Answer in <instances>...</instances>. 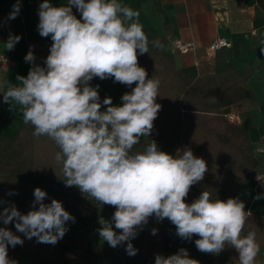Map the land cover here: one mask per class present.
Here are the masks:
<instances>
[{"label":"clouds","instance_id":"clouds-1","mask_svg":"<svg viewBox=\"0 0 264 264\" xmlns=\"http://www.w3.org/2000/svg\"><path fill=\"white\" fill-rule=\"evenodd\" d=\"M73 6L81 13L80 19L73 14ZM19 11L18 0L9 19ZM38 17L40 36L52 40L45 66L34 64L30 50L25 61L33 67L26 77L17 76L19 84L7 85L3 100L19 106L23 122L32 126L34 136L47 137L58 147L55 161L66 186H75L98 204L116 209L111 221H102L99 236L111 247L127 242L126 252L134 256L138 250L131 240L137 229L150 217L167 218L179 237H199L195 240L199 251L218 255L227 245L237 251V264H256L260 252L256 233L242 234L251 215L244 202L238 197L213 199L209 191H203L186 203L191 187L207 171L203 158L190 148L174 156L160 150L155 141L134 151L141 137L152 132L161 109L156 102L160 81L147 78L138 62L139 55L148 53L150 43L140 12L121 0H68L58 7L44 0ZM19 40L10 34L4 47L11 51ZM151 43L163 48L159 41ZM96 77L135 87L123 94L121 106H113L110 97L101 103L99 85L89 84ZM102 104L106 110L101 111ZM46 196L36 188L32 210L21 214L9 204L0 212V220L4 225L14 222L27 239L57 243L67 231L65 222H74V217L56 199L45 204ZM262 198L264 194L254 199ZM156 232L152 230L153 235ZM23 242L7 227H0V264H16L9 259L8 248ZM155 264L199 262L182 248L168 257L156 255Z\"/></svg>","mask_w":264,"mask_h":264},{"label":"trees","instance_id":"trees-1","mask_svg":"<svg viewBox=\"0 0 264 264\" xmlns=\"http://www.w3.org/2000/svg\"><path fill=\"white\" fill-rule=\"evenodd\" d=\"M257 2L264 10V0ZM144 31L150 42L149 51L138 56L139 66L145 68L147 78L160 81L156 102L161 105V109L154 120V138L162 151L171 153L190 148L207 165L203 180L191 187L186 203H192L203 191H209L213 199L237 198L252 170L248 164L245 165L244 159L247 155L243 154L241 141L237 140L245 131L228 125L222 109L239 103L252 94L247 81L254 73L253 65L244 62L243 67L237 69L233 51L222 50L213 61L201 62L198 68H177L174 57L168 50L167 40L158 38L151 30ZM154 40L159 41L163 48L153 47L151 42ZM34 56V64L44 67L46 57L41 54ZM154 70L159 72L158 77H154ZM33 131L31 125L23 124L21 132L13 138L0 135V212L9 204H14L21 214H27L32 210L36 188H60L69 194L73 190L74 186L61 184L64 182L63 173L61 166L55 161L58 147L47 137L34 136ZM234 143L236 165L228 164L229 157L230 160L232 157V152L230 156L228 154V148ZM145 145V141L140 139L134 151L142 150ZM256 164L255 159L251 165ZM212 187L216 192L213 193ZM71 195L62 196L66 209H71L79 201L76 195ZM84 195L96 207L97 215H101L99 209L103 205L87 194ZM44 203L50 204L51 200L46 197ZM38 206L36 205L37 208ZM156 223L161 228L153 235V228L150 226L153 227ZM0 227H7L24 241L15 248L9 246V259L27 256L35 264H71L65 257V252L76 241V229L71 221L65 222L67 231L55 244L39 243L35 237L27 239L15 229L14 222L4 225L0 220ZM249 231L256 233V239L264 234V218L250 215L244 233ZM137 232V236L131 240L133 247L138 250L134 256L126 252L127 242L111 249L89 243L85 249L83 264L140 260L157 252L177 248L183 239L176 234L175 225L167 218L158 221L154 216L149 218L146 225L137 229ZM196 239L199 237L194 235L187 240L189 249L193 253L207 255L208 253L197 249ZM204 264H214V260L207 258Z\"/></svg>","mask_w":264,"mask_h":264},{"label":"crops","instance_id":"crops-1","mask_svg":"<svg viewBox=\"0 0 264 264\" xmlns=\"http://www.w3.org/2000/svg\"><path fill=\"white\" fill-rule=\"evenodd\" d=\"M18 0H0V135L13 138L21 132L24 124L19 106L13 107L3 100V92L8 84H19L17 76L26 77L33 64L25 61V56L31 50L34 55L41 54L46 57L50 54L52 44L51 37H41L38 31L39 5L44 0H19L20 11L14 19H9L13 11V5ZM123 4L132 7L140 12L139 20L143 29L151 30L158 38L167 40L168 50L172 53L177 68L195 66L198 68L201 62H211L222 50H231L234 53V61L237 69L243 67L244 62L251 63L254 73L247 81L252 94L245 100L230 104L222 109V115L226 123L245 131L237 140L241 141V150L245 157V165L248 164L252 170L247 181L242 185L238 198L245 204V211L251 215L264 218V198L254 199L258 194H264V152H258V148L264 149V10L258 5L257 0H121ZM53 6H65L68 0H49ZM73 14L78 19L81 13L73 6ZM257 30L252 35L251 31ZM19 36L20 40L15 44L14 49L8 51L4 46L9 36ZM228 39L231 46L220 50L214 58H206L205 48L216 38ZM181 38L183 40L195 41L199 49L196 52L180 54L172 51L170 40ZM5 59V61L3 60ZM6 82V83H5ZM90 86L99 85L98 93L100 101L110 97L113 106L122 105V96L131 92L135 87L114 82V78L101 80L98 77L89 82ZM102 104L101 111L106 110ZM235 108L241 114V122L235 123L225 116V111ZM147 144L149 141H157L154 138V131L148 137H141ZM243 142V144H242ZM158 145V143H157ZM159 147V145H158ZM218 149V145L216 146ZM161 150V148L159 147ZM235 143L228 148V154L232 157L228 164L236 165ZM169 154L176 155L177 151ZM256 159L255 166L251 163ZM261 176L257 181L256 177ZM64 184V182H61ZM213 193L216 192L212 187ZM43 190L51 201L56 199L62 203L64 209L74 217L73 226L76 229L75 245L70 252L77 255L76 259H69L71 264H83L85 249L89 243L100 247L111 249L106 241L99 236V229L102 221H111L115 208L103 205L97 215L94 204L88 202L87 197L82 193L70 192L71 196L78 198L71 209H66L64 197L69 192L60 188L44 187ZM114 228V225H113ZM150 228L160 230V224L156 223ZM115 231L119 234L120 230ZM245 234V233H242ZM246 235V234H245ZM260 245V252L256 257V264H264V234L257 237ZM186 249L191 253V259L199 264H204L207 258L213 259L214 264H237L239 255L231 246L218 255L208 253H193L188 242L182 239L179 247L168 251L154 253L140 260L124 259L121 263L110 264H155L156 255L168 257L178 253L180 249ZM21 256L14 261L16 264H35L31 259Z\"/></svg>","mask_w":264,"mask_h":264},{"label":"built area","instance_id":"built-area-1","mask_svg":"<svg viewBox=\"0 0 264 264\" xmlns=\"http://www.w3.org/2000/svg\"><path fill=\"white\" fill-rule=\"evenodd\" d=\"M3 25V22L0 23ZM252 35L257 34V30L253 29L251 31ZM172 51L180 54H188L190 52H196L199 49L198 44L193 40H183L181 38H173L170 40ZM231 46V43L228 39L224 37H216L206 48L204 56L206 58H214L215 55L222 49L228 48ZM5 61V59H3ZM225 116L232 122L240 123L241 122V114L235 109H228L225 111ZM258 152L263 153V148H258ZM261 176H257L256 180H261ZM189 258H191V253L187 250ZM65 257L68 259H76L77 255L73 252L67 251L65 252Z\"/></svg>","mask_w":264,"mask_h":264},{"label":"rangeland","instance_id":"rangeland-1","mask_svg":"<svg viewBox=\"0 0 264 264\" xmlns=\"http://www.w3.org/2000/svg\"><path fill=\"white\" fill-rule=\"evenodd\" d=\"M153 73H154V77H158L159 76V72L157 70H154ZM76 191H77V193H80V191H78V188L74 186L73 187V192L75 193ZM23 258L27 259V257H23Z\"/></svg>","mask_w":264,"mask_h":264}]
</instances>
